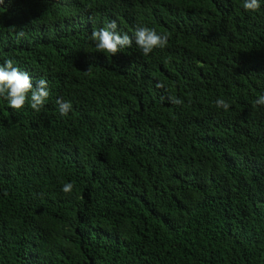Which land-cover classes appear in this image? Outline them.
<instances>
[{
    "label": "trees",
    "instance_id": "1",
    "mask_svg": "<svg viewBox=\"0 0 264 264\" xmlns=\"http://www.w3.org/2000/svg\"><path fill=\"white\" fill-rule=\"evenodd\" d=\"M19 1L0 0V63L50 96H0V264H264V0ZM112 19L168 44L107 56L89 37Z\"/></svg>",
    "mask_w": 264,
    "mask_h": 264
},
{
    "label": "clouds",
    "instance_id": "2",
    "mask_svg": "<svg viewBox=\"0 0 264 264\" xmlns=\"http://www.w3.org/2000/svg\"><path fill=\"white\" fill-rule=\"evenodd\" d=\"M12 4H24L26 2H20L19 0H9ZM31 0H29L30 2ZM59 3L67 5L78 0H57ZM242 7L245 11L256 12L261 8L260 0H243ZM24 8L21 12L23 17L27 18L35 8L32 6L28 7H16ZM16 13V11H14ZM95 12L92 11H71L66 16L65 19L67 23L70 24L71 30L74 32H82L92 27L95 22V18L91 17ZM102 15V14H101ZM102 22L99 23L98 30L94 28L90 34L89 39L95 43V47L99 52L105 53L107 56H115L121 49L131 48L133 43L141 50L144 56H148L157 48H165L168 44L169 37L167 34L158 33L154 28H149L146 26L137 27L132 35L127 32L121 34L118 29V22L116 19H112L107 22L104 27L100 28ZM25 36L23 30L17 32V37L22 38ZM91 68L88 70L90 71ZM28 70H21L14 59L7 58L0 63V96L7 100L10 108L14 110L22 109L25 106L26 100L30 94V106L36 112L44 106L45 101L50 96V90L48 82L44 78H40L36 86H33L32 78L27 72ZM86 71V72H88ZM159 88H163V83H158L156 85ZM164 98L162 97V100ZM169 102L180 106L183 104V100L177 97H169ZM57 105L59 106V112L62 116H67L71 110V102H66L62 98L57 99ZM215 106L219 109L222 108L228 111L230 104L222 98H218L215 101ZM255 106H264V94L260 95L254 101ZM220 118V117H219ZM213 123L209 129H217V120L214 116L211 117ZM220 123H223V118H220ZM214 139H221V135H216V132H210ZM210 141V140H209ZM213 143L214 146H218L219 142H209ZM73 183H65L62 186V191L65 194H71L73 191Z\"/></svg>",
    "mask_w": 264,
    "mask_h": 264
}]
</instances>
